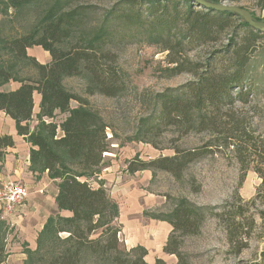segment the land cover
Returning <instances> with one entry per match:
<instances>
[{
    "label": "trees",
    "instance_id": "obj_1",
    "mask_svg": "<svg viewBox=\"0 0 264 264\" xmlns=\"http://www.w3.org/2000/svg\"><path fill=\"white\" fill-rule=\"evenodd\" d=\"M91 1L0 0V15L12 8L19 28L15 34L0 31V86L9 81L19 83L15 89L0 90V111L14 121L16 133L30 144L29 170L46 171L50 179L57 180L56 207L69 213L47 217L35 249H24V264H32L33 255L46 251L50 253L47 264H149L144 259L147 252L143 246L126 250L120 243V229L115 222L119 215L117 202L101 182L98 187L88 182L98 176L103 153L108 152V126L86 98L64 85L65 78L80 77L87 94L107 97L122 95L128 87H134L128 74L117 65V55L111 50L116 42L136 40L159 46L166 51V76L188 73L194 77L177 87L155 92L153 112L139 118L128 141L155 146L151 137L167 127L175 128L179 136L190 132L213 136L197 148L175 147L170 156L142 160L135 155L127 162L126 170H150L152 175L160 170L180 178L190 163L213 151V146L231 147L240 165V180L248 169L261 178L256 196L239 204L234 214L244 218V205H254L256 200L264 205V136L255 137L254 130L235 112L236 102L250 101L253 87L246 76L247 64L264 34L238 16L190 0H111L94 21L89 16L97 8ZM254 2L264 9V0ZM222 35L226 43L210 51L202 61L187 56L193 47L221 42ZM35 45L49 53L47 64L26 55V49ZM223 62L226 67H222ZM25 67L33 73L22 76ZM34 92L39 101L37 122L31 129ZM58 113L63 117L56 122L53 119ZM13 144L11 135L0 134V161L5 149ZM193 190H199L198 186ZM218 209L180 197L167 213L146 211L143 215L171 226L163 251L176 255V264L185 263L178 250L179 241L172 235L197 234L207 216L225 224L233 254L248 247L256 227L255 216L264 234V209L249 214L248 225H242L237 235L233 225L241 222L224 220L223 211ZM62 232L66 236L60 238ZM5 236V222L0 219V264L6 257ZM154 264L165 263L157 258ZM237 264H264V248L253 260Z\"/></svg>",
    "mask_w": 264,
    "mask_h": 264
},
{
    "label": "rangeland",
    "instance_id": "obj_2",
    "mask_svg": "<svg viewBox=\"0 0 264 264\" xmlns=\"http://www.w3.org/2000/svg\"><path fill=\"white\" fill-rule=\"evenodd\" d=\"M91 2L97 8L95 13L89 16L94 21L100 17L102 9L106 8L111 0H93ZM220 2L226 5L242 6L252 11L257 17L264 19V9L256 7L254 0H220ZM12 11V8H8L6 15H0V31L3 33L12 32L15 34L19 32ZM225 43V35H222L221 42L193 47L187 51V56L193 61H202L210 51ZM258 44L259 46L252 52L247 64L246 76L253 87L249 96L250 101L247 104L236 102L235 112L239 118L245 119L246 125L254 130L255 137H263L264 37ZM111 50L117 55L118 67L128 74L130 83L134 86L128 87L122 95L107 97L98 93L87 94L85 81L80 77L72 76L64 79L66 88L86 98L89 106L100 114L108 126L106 129L107 138L110 141L108 152L103 153L104 160L100 173L96 177L89 178L88 182L93 187H98V183L101 182L112 200L124 202L128 208L130 202L133 205H138V203L143 205L144 208L140 215L146 220L151 218L144 216V212L167 213L172 208L174 200L180 197H184L196 205L218 206V210L223 211L224 220H235V222L239 220L241 222L233 225L235 235H237L242 225H248L249 214L255 213L257 209H264V205L256 200L254 205H244V218L240 219L234 214L239 204L243 205L245 201L256 196L261 178L252 169H248L243 180H240V165L231 147L213 146V151L205 153L190 163L180 178H175L170 173L160 170L155 171L153 175L150 170L133 173L126 170L127 162L135 155L142 160L170 156L174 154L175 147L197 148L211 140L213 136L208 132H190L179 136L175 128L167 127L151 137L155 146L146 142L128 141L127 138L135 132L139 118L153 112V94L155 92H160L167 87H177L194 80V77L188 73L166 76L163 71L166 66V51H163L159 46L148 45L142 41L127 40L114 43ZM26 55L33 57L40 64H47L50 61L49 53L37 45L28 47ZM226 66L227 63L223 62L222 67ZM32 73L33 71L29 67H25L21 71L22 76H29ZM18 85V82L9 81L1 85L0 90H10ZM37 99L38 95L34 92L33 115L29 121L31 129L37 122L35 116ZM71 105L75 106L76 103L71 102ZM62 117L63 115L58 113L53 120L58 122ZM57 134L60 132L57 131ZM196 186L199 190L194 191L193 188ZM128 208L125 209L127 213L129 212ZM131 220L134 221V219ZM255 223L256 227L248 241V247L239 254H233L230 251L225 224L214 217L207 216L200 231L195 235L179 237L177 233H174L172 236L179 241L178 250L185 264H237L240 260H253L264 248V234L261 233L260 219L257 216H255ZM116 224L120 229L119 241L126 250L140 245L130 246L129 244L133 240L132 233L131 237L128 232L125 236L122 234V225L117 222ZM140 230L142 231V229ZM158 230V228H154V232H148L144 239H141V242L145 244L141 246L145 248L146 254L149 253L153 256H149L151 259L149 264H154L157 258L165 264H171L168 255L173 256L172 258L176 260L174 264H176L178 261L176 255L163 251L171 229L163 241L162 258L156 257L158 256ZM58 236L63 238L66 233H59ZM140 236L142 237L143 234L141 233ZM12 241L15 239L13 238ZM49 256L50 253L47 251L33 255L32 264H47ZM144 259L146 261V255ZM1 264H10V262L4 260Z\"/></svg>",
    "mask_w": 264,
    "mask_h": 264
},
{
    "label": "crops",
    "instance_id": "obj_3",
    "mask_svg": "<svg viewBox=\"0 0 264 264\" xmlns=\"http://www.w3.org/2000/svg\"><path fill=\"white\" fill-rule=\"evenodd\" d=\"M38 101L39 97L37 104ZM0 134L11 135L14 141L13 146L5 149L4 159L0 161V181L16 180L26 186L28 190L23 204L16 211L9 215H3L0 211V219L5 222L6 226V257L4 260L10 262V264H23L26 259L24 249H35L38 233L47 217L55 213L61 215H69V213L64 210L59 211L56 207L57 180L50 179L46 171L38 173L29 170L30 144L25 141L22 135L16 133L14 121L2 111H0ZM117 203L119 206V215L116 222L122 225V234L127 236L126 233L128 232V235L131 237L132 233L133 240L129 245H145L141 242V239H144V236L148 232H154V228H158V256L156 257L162 258L163 241H165L171 226L165 221L146 220V218H142L140 214L144 206L139 203L138 205H133L130 202L128 205L129 208L124 202ZM127 208L129 214L125 210ZM131 219H134V221ZM141 233L143 234L142 237L140 236ZM13 238L15 241H12ZM126 240L128 241V239ZM149 256L153 257L149 253L146 254V261L148 263L151 261ZM167 257L170 258L171 264L175 263L176 260L172 258V255H168Z\"/></svg>",
    "mask_w": 264,
    "mask_h": 264
},
{
    "label": "built area",
    "instance_id": "obj_4",
    "mask_svg": "<svg viewBox=\"0 0 264 264\" xmlns=\"http://www.w3.org/2000/svg\"><path fill=\"white\" fill-rule=\"evenodd\" d=\"M27 194L26 186L19 181H0V211L2 214L9 215L16 211L23 204Z\"/></svg>",
    "mask_w": 264,
    "mask_h": 264
},
{
    "label": "water",
    "instance_id": "obj_5",
    "mask_svg": "<svg viewBox=\"0 0 264 264\" xmlns=\"http://www.w3.org/2000/svg\"><path fill=\"white\" fill-rule=\"evenodd\" d=\"M195 4L205 8L231 13L240 17L248 26L264 34V19H257L252 16L250 10L236 5H226L222 2L212 0H190Z\"/></svg>",
    "mask_w": 264,
    "mask_h": 264
}]
</instances>
